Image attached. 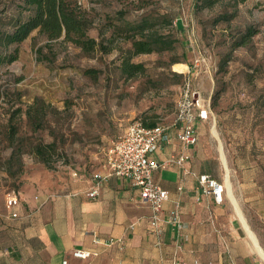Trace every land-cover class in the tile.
<instances>
[{
    "label": "rangeland",
    "instance_id": "rangeland-1",
    "mask_svg": "<svg viewBox=\"0 0 264 264\" xmlns=\"http://www.w3.org/2000/svg\"><path fill=\"white\" fill-rule=\"evenodd\" d=\"M12 1L0 0V31L17 15ZM72 1L93 19L90 36L111 51L87 54L61 40L48 45L35 31L21 44L18 60L0 69V212L13 192L61 194L82 181L99 180L109 172L110 145L131 124L148 115L159 125H175L189 94L198 92L208 109L199 131L222 159L239 211L264 251V0L238 7L233 0L213 6L203 0ZM147 14L173 16L171 28L158 29L177 42L172 52L134 57L146 71L128 79L119 65L132 44L119 30ZM221 16L226 18L217 22ZM250 28L255 35L236 47ZM174 60L186 65V72L176 70ZM36 98L47 123L33 131L25 112ZM55 139L59 150L49 169L31 151ZM235 178L244 186V198L234 190ZM223 185L226 189L227 179ZM226 196L245 244L239 247L264 264L227 189Z\"/></svg>",
    "mask_w": 264,
    "mask_h": 264
},
{
    "label": "crops",
    "instance_id": "crops-1",
    "mask_svg": "<svg viewBox=\"0 0 264 264\" xmlns=\"http://www.w3.org/2000/svg\"><path fill=\"white\" fill-rule=\"evenodd\" d=\"M203 123L194 121L199 134L194 146L178 138L185 122L166 127L151 156L161 164L154 180L169 193L157 228L139 190L129 179L108 172L100 180L73 185L68 193L26 192L19 206L9 209L5 203L0 212V264H256L253 255L239 247L245 244L229 216L227 196L219 205L199 183L203 174L226 182L222 159L212 154L199 131ZM180 156L187 157L182 165H167ZM95 185L100 195L92 199L88 193ZM243 187L235 178L234 190L244 198ZM75 250L93 256L78 259Z\"/></svg>",
    "mask_w": 264,
    "mask_h": 264
},
{
    "label": "trees",
    "instance_id": "trees-1",
    "mask_svg": "<svg viewBox=\"0 0 264 264\" xmlns=\"http://www.w3.org/2000/svg\"><path fill=\"white\" fill-rule=\"evenodd\" d=\"M220 1L203 0L202 4L213 6ZM247 1L233 0V7H238ZM11 3L14 4L17 15L11 21L9 29L0 31V69L18 60L21 44L35 31L46 37L48 45L61 40L63 43L80 48L87 54L98 50L106 53L111 51V48L90 36L89 32L94 24L93 19L87 11L72 0H13ZM173 18L169 14L158 15L157 17L147 14L139 19L126 21L123 27L120 28L119 35L131 41L132 44L128 51L129 54L120 58L119 68L126 78L133 79L146 71L145 65L131 61L134 57L142 54L172 52L174 50L177 40L173 38L171 33L163 34L158 29L160 25L171 28ZM224 18L226 17H219L217 22ZM255 33L256 31L250 28L236 41L235 46L246 45ZM177 63H180V61L174 60L171 65ZM85 73L94 76L96 72L87 70ZM40 102L41 99L36 98L35 102L25 112L30 124L33 126V131L45 129L47 123V112L42 111ZM52 114L50 111L49 115ZM147 116L145 115L142 122L140 121L144 127L154 128L159 126L156 120L157 117ZM11 142H13L12 139ZM41 146L36 147L31 153L47 165L49 169H53V158L59 150L57 140L50 142L46 147ZM14 154L16 153H13V156Z\"/></svg>",
    "mask_w": 264,
    "mask_h": 264
},
{
    "label": "built area",
    "instance_id": "built-area-1",
    "mask_svg": "<svg viewBox=\"0 0 264 264\" xmlns=\"http://www.w3.org/2000/svg\"><path fill=\"white\" fill-rule=\"evenodd\" d=\"M189 95V100L180 111L176 123L185 122L178 133L179 140L186 146H194L199 142V134L194 121L198 118H207L208 109L198 92ZM166 130L167 128L162 125L146 128L140 122H135L112 142L107 153L110 175L129 179L139 190L141 202L151 208L150 220L154 228H157L161 222L164 204L169 193L154 180V173L161 167V164L151 156L164 138ZM186 159V156H180L168 161L167 165H182ZM97 178L100 180L102 177ZM199 183L204 192L211 195L217 204L224 203L226 189L222 183L208 174L200 175ZM99 195V185L93 186L88 193L92 199ZM20 203L21 198L18 193H10L6 198V206L9 209L19 206ZM13 216L17 217L18 214L13 213ZM73 256L78 259H89L93 254L86 250H75ZM63 264H67V261Z\"/></svg>",
    "mask_w": 264,
    "mask_h": 264
},
{
    "label": "bare ground",
    "instance_id": "bare-ground-1",
    "mask_svg": "<svg viewBox=\"0 0 264 264\" xmlns=\"http://www.w3.org/2000/svg\"><path fill=\"white\" fill-rule=\"evenodd\" d=\"M175 69L178 70V71H180V72H182V73H184V72H186L187 67L184 64H176L175 65ZM216 130H214L215 136H217ZM220 148H221L220 149V152H221V155L223 157L224 163L227 166V159H226L225 153L222 151V147L221 146H220ZM226 179H227L226 189L229 191L230 197L232 198V200H233V202H234V204H235V206H236V208H237V210L239 212L240 218H241L243 224L246 226V229L248 231V234H249V236L251 238V241L253 243V247L260 254L261 258L264 260V251L261 249V247H260V245H259V243H258V241H257V239L255 237V235L252 233V231L250 230V227H248L245 219L243 218V216L241 215V213L239 211V208H238V205H237V201L234 198V195L232 193L231 182H230V179H229V176L228 175H227Z\"/></svg>",
    "mask_w": 264,
    "mask_h": 264
},
{
    "label": "water",
    "instance_id": "water-1",
    "mask_svg": "<svg viewBox=\"0 0 264 264\" xmlns=\"http://www.w3.org/2000/svg\"><path fill=\"white\" fill-rule=\"evenodd\" d=\"M247 231V230H246Z\"/></svg>",
    "mask_w": 264,
    "mask_h": 264
}]
</instances>
